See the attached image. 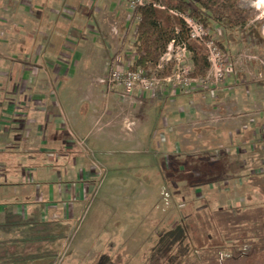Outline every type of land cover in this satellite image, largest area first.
Listing matches in <instances>:
<instances>
[{
    "label": "rangeland",
    "instance_id": "1",
    "mask_svg": "<svg viewBox=\"0 0 264 264\" xmlns=\"http://www.w3.org/2000/svg\"><path fill=\"white\" fill-rule=\"evenodd\" d=\"M4 1L0 0V81H11L6 76L18 62L24 64L23 70L27 69L22 85L16 88L18 95L33 84L49 87L65 80L59 68H55L58 73L45 76L43 60L32 58L30 48L34 50V40L49 42L60 35L71 38L76 35L71 24L77 20L64 9L73 8V0H11L6 4ZM252 1L239 0L240 7L247 10L246 27L215 26L211 31L219 54L209 52L211 69L203 83L186 86L180 82L185 73L190 76L193 62L191 52L183 48L186 44L176 42L160 60L164 68L173 66L170 80L161 82L156 92L145 96L140 88L127 96L122 87L102 82L118 63L126 69L135 59L132 45L136 23L132 11H127L130 0L125 8H118L117 12L122 14L118 18L115 15L114 30L109 26L112 48L100 37L95 49L99 54H107L103 60L108 62V68L103 71V63L96 64L92 67L94 74L83 71L71 80L74 87L70 112L73 110L74 117L91 112L100 126L104 121L109 125L123 121L125 130H117L120 126L109 130L118 133L117 137L132 136L131 142H125L120 153H103L99 152L104 148L98 141L80 137L70 127L71 142L67 141L71 151L64 155L59 152L37 155L66 156L69 162L77 161L80 169L68 175L63 169H40L34 177L29 171L27 184L21 189L39 187L38 182L58 178V172L59 177L64 176L60 179L59 194L53 195L58 199L61 215L54 216L53 212L47 215L44 211L43 223L26 219L27 206L17 211L11 205L16 202V191L6 192L5 197H10L7 201L0 191V264H96L102 254L113 259L120 257L119 264H149L150 249L160 235L181 223L190 230L191 262L246 263L247 250L239 254L229 250L228 245L219 251H211L210 247L221 245L225 238L213 220L214 212L226 209L242 215L235 209L264 205V195L250 184L252 174L264 176V15ZM98 7L94 3L82 10L92 16L88 17L92 24ZM58 9L63 15H59ZM129 15L130 23L126 21ZM62 16L69 22L58 20ZM124 37L128 39L125 46ZM199 41L207 47L203 40ZM73 47L77 45L74 43ZM24 48L32 60L25 54L23 57ZM219 67L224 76L217 80ZM15 71L12 82L19 75ZM112 93L125 106L108 114L105 100ZM51 94L61 106L60 115L66 116L63 112L66 105L63 107L59 94L56 90H51ZM110 131L105 133L106 141L114 140ZM108 149L114 150L110 146ZM67 184H71L73 192H69ZM47 189L43 192L44 199L49 196ZM15 210L24 219L10 215ZM69 213L80 215L72 220L67 218ZM28 225L35 228L19 232ZM210 252L207 259L197 260L204 254L206 258Z\"/></svg>",
    "mask_w": 264,
    "mask_h": 264
},
{
    "label": "crops",
    "instance_id": "2",
    "mask_svg": "<svg viewBox=\"0 0 264 264\" xmlns=\"http://www.w3.org/2000/svg\"><path fill=\"white\" fill-rule=\"evenodd\" d=\"M10 1L11 0H5V3H3L6 4ZM39 2H42V0H39ZM94 3L99 7L96 9L97 15L92 24L90 22L91 19L88 18L91 15H85L86 10H82ZM72 4L73 8H67L65 6L64 9L74 16L73 20H77V23L71 24L76 35L72 38L65 37V34L60 35L57 39L54 37L52 41L49 42L34 40L36 42L35 44L41 49L40 51H35L39 49V47L36 48V45V49L34 48L33 50V48H30L33 52V56L31 55L32 58L35 57L36 60H43L41 63H44L45 68L43 67L42 69L44 70L45 76H49L51 73H56L57 71L55 68H59L62 69V75H64L63 77H65V80H62L61 82L57 81L54 86L49 87L43 83L38 85L33 84L32 86H28L25 91L18 95L16 94V88H18L19 85H22L21 79L24 74L23 72L27 70H23L22 68L24 64L18 65V62L12 66V73L10 72L11 76L10 73L6 76V79H11V81H0V191L3 194L4 201L10 199V197H5L7 194L6 192L13 193L16 191L14 197L16 202L11 205L15 207L17 211L20 210L21 207L23 208L24 206H27V213L25 215L28 221L35 219L38 222L43 223L44 211L47 215H50V212H53L52 214H54V216L60 214L58 212L60 209V205L57 201L58 199L56 200L53 198V195H55L56 192L59 194V183L62 182L60 179H64V176L59 177V172L57 173L58 178L56 176L54 177L55 179L51 177V179L43 180L42 184L38 182V180H40L39 176L35 177L38 182L37 184L40 185L39 187L31 185L33 187H25V189H21V186L27 184L26 176L29 171H31V174L34 177L40 169H55L59 171L60 169H63L66 171V175L69 173L74 174L77 169H80L76 166L78 165L77 161L69 162V159H67L66 156H62L61 158H59V156L56 158L37 157V155L41 156L44 153L49 152H59L64 155L71 151L69 148V142H71V135L69 134L70 127L78 132V136L84 137L87 140L93 139L98 141L100 147L104 148L103 151L99 152L103 153H120L119 149L123 148L125 142L128 144L132 139V136L130 137L126 134L117 137L118 133L109 130L112 129L111 127L117 129L116 127L118 126L120 127L117 130H125L123 121H114L110 123V125L108 121H104L102 123L103 125L100 126V123L96 120L97 117L91 112L87 113L86 116L80 117H74L75 114L73 113V110L70 112V99H72L71 94L74 87V81L71 80H74L76 75L83 71H85V73L94 74L95 70L92 67L96 64L99 65L100 63H103L102 67H105L103 71H106L108 68V62L104 63L103 59L107 58V54L105 52L102 54L100 52L99 54L95 49H98L97 43L100 37L104 40L105 44H108L110 49L112 48V44L110 43L111 36H109V26H112L114 30L115 27H113V25L115 24L114 21H116L115 15L118 18L122 14L119 13V11L117 12V10L118 8H125L128 4V0H98L97 2H95V0H73ZM59 10L60 9H58V12ZM61 10H63V8H61ZM128 10L131 12L129 6L127 11ZM59 15H63L62 11L59 12ZM123 15L125 16V14ZM58 20H65V23L69 22V20L63 16ZM130 20L129 15L126 21L130 23ZM59 26H63V24L60 23ZM66 26L67 25L64 27ZM127 40V37H124L123 46H125ZM74 43L77 45L76 48L73 47ZM26 49L24 50L25 53H23V57L24 54L25 56H29L26 55ZM60 49L61 51L59 52ZM60 54H62L63 57H61ZM59 56L60 60H57ZM31 57L29 56V59L32 60ZM97 59H99L100 62H97ZM101 60L103 61L101 62ZM20 61L22 62L23 59ZM15 70L19 71V75H17L18 78L12 82L13 74L16 72ZM51 90H56L61 97L60 99L63 103V107L66 105V108L64 107L63 111L66 116L63 115L62 117V114L60 115L61 106L58 104V100L51 94ZM88 104L91 105L92 103ZM105 104L107 107L106 112L108 114H111L115 110L118 111L119 108L125 106L124 103L113 93L105 100ZM82 129L83 131L80 132L79 130ZM108 131L114 133L111 135V140H114H107V142L105 139V133ZM67 139H69V142ZM109 146L114 150H109ZM73 149L75 148L72 147V150ZM69 164L72 167H69ZM33 180L35 183L36 181L34 178ZM12 182L14 183L11 184ZM56 183L57 186H54ZM46 187L48 188L47 190H49V196L44 199L43 192L46 191ZM67 187L69 192H73L71 184H67ZM6 189L9 190L7 191ZM23 190L24 192L26 191L25 194L22 193ZM61 192L62 190L60 191V195L64 198L66 195L64 192L63 194ZM69 196L70 194L68 195L67 200L70 199ZM41 197H43V199H41ZM67 200L65 198V202ZM17 211L15 210L14 213H11L10 215L14 216L15 214L19 219L23 218L18 215L19 213ZM76 215L78 216L80 214L69 213L67 218L72 217V220H75ZM33 228L35 227L28 225L27 228H23L22 230H19V232L23 230L28 231Z\"/></svg>",
    "mask_w": 264,
    "mask_h": 264
},
{
    "label": "trees",
    "instance_id": "3",
    "mask_svg": "<svg viewBox=\"0 0 264 264\" xmlns=\"http://www.w3.org/2000/svg\"><path fill=\"white\" fill-rule=\"evenodd\" d=\"M239 0H147L133 12L135 25L133 49L135 59L131 69L157 68L169 44L185 43L192 54L193 70L191 77L205 78L211 69L209 50L197 39L190 37V28L181 15H189L209 30L207 39L212 38L214 27L233 29L244 28L249 18ZM139 17V19H137ZM218 44L223 47L221 41ZM173 66L159 69L161 78L172 74ZM250 184L264 195V176H250ZM242 215H234L229 210L214 212L213 220L225 238L221 245L214 244L211 251L230 246L229 250L242 254L247 250L245 264H264V205L254 209L236 208ZM235 234V235H234ZM192 245L190 230L184 224H177L162 233L151 247L149 264H197L190 261ZM211 252L197 260L207 259ZM213 258V257H212ZM120 257L113 259L108 254L98 257L96 264H119Z\"/></svg>",
    "mask_w": 264,
    "mask_h": 264
},
{
    "label": "built area",
    "instance_id": "4",
    "mask_svg": "<svg viewBox=\"0 0 264 264\" xmlns=\"http://www.w3.org/2000/svg\"><path fill=\"white\" fill-rule=\"evenodd\" d=\"M146 1L147 0H130L129 9L133 13L139 5L145 4ZM181 16L185 19L186 23L188 24L190 28V37L192 39L203 40L210 52V55H211V51L212 53L216 52L217 54H219L218 47L214 44L216 42L213 39L206 38L208 35V31L205 28V26L202 23L196 21L194 18H192L189 15H181ZM175 43L176 42L173 40L169 44L167 52L171 51ZM183 46H184L183 47L184 50L187 49L185 45ZM167 52L164 55L168 54ZM131 65L132 63L126 69H123L120 67V63H118V66H116L115 69L113 68L112 72L109 73V75L105 77V79H102V82H107L108 85L110 86L112 85V86L122 87L124 95H127V96H132L134 92L138 88H140L142 92V96H145L148 93L156 92V89H157L156 86L160 84L161 82L170 80L169 76L166 78H161L159 76L158 74L159 69L164 68L161 62L159 63L155 71H151V70L145 71V69L134 70V69H131ZM207 76L205 78L191 77L189 76V72H187L185 73V76L183 77V79H180L181 80L180 82H184L186 86L193 85L195 83L196 84L203 83V81L207 78ZM223 76H224L223 69L219 67L215 78L219 80ZM28 174L30 173L28 172Z\"/></svg>",
    "mask_w": 264,
    "mask_h": 264
},
{
    "label": "bare ground",
    "instance_id": "5",
    "mask_svg": "<svg viewBox=\"0 0 264 264\" xmlns=\"http://www.w3.org/2000/svg\"><path fill=\"white\" fill-rule=\"evenodd\" d=\"M252 3L258 7L260 12L264 15V0H253Z\"/></svg>",
    "mask_w": 264,
    "mask_h": 264
}]
</instances>
